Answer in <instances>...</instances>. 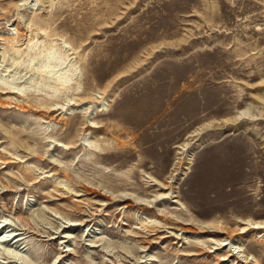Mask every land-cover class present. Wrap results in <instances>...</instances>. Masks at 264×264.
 <instances>
[{"label": "rangeland", "instance_id": "rangeland-1", "mask_svg": "<svg viewBox=\"0 0 264 264\" xmlns=\"http://www.w3.org/2000/svg\"><path fill=\"white\" fill-rule=\"evenodd\" d=\"M0 36V264H264V0H0Z\"/></svg>", "mask_w": 264, "mask_h": 264}, {"label": "bare ground", "instance_id": "bare-ground-1", "mask_svg": "<svg viewBox=\"0 0 264 264\" xmlns=\"http://www.w3.org/2000/svg\"><path fill=\"white\" fill-rule=\"evenodd\" d=\"M3 40H5V39H3L1 36H0V42L1 41H3ZM15 42V41H14ZM0 46H1V43H0ZM18 48V47H17ZM15 51H17V49L15 50ZM18 52V51H17ZM2 54H3V52H2ZM52 54V53H51ZM56 54V53H55ZM1 55V54H0ZM59 55V54H58ZM3 56V55H2ZM1 56V57H2ZM50 56V55H49ZM48 57V56H47ZM52 57H54V56H52ZM63 57V56H62ZM56 58V57H55ZM53 59L52 61H48L47 63H44V64H41L40 66H38L37 67V72L39 73V75L41 76V77H45V78H47L49 81H51V82H53L52 83V85L51 84H49L48 86V88H50L51 90H52V93H54V98H50V99H47V100H45V102H47V103H51V105L50 106H45V109L46 110H48V111H53V110H56L58 107H52L53 105L55 106V105H57L58 103H55L54 102V100H57V98H58V95H57V92H61L62 91V89H67L68 87H71L70 86V78H68L69 76L67 75V70H61V68L59 67L58 68V66H59V64H60V62L62 61H59L58 62V60H56V59ZM48 59V58H47ZM60 60V59H59ZM64 69V68H63ZM12 84V85H11ZM11 84H5V82L4 81H0V91L2 92V93H13V94H15L16 96H22V93H23V90H22V86L21 85H19V83H17V82H13V83H11ZM46 87V86H45ZM73 88V87H72ZM15 96V97H16ZM51 97V96H50ZM9 98H11V97H9L8 96V98H6V99H9ZM16 99V98H15ZM20 99V98H19ZM10 100V99H9ZM17 100V99H16ZM21 100V99H20ZM7 101V100H6ZM10 101H12V100H10ZM16 103H17V101H16ZM8 104H11L10 102L8 103ZM19 104V103H18ZM21 104V103H20ZM42 105H43V103H42ZM42 105H39V106H42ZM14 106H16V104L15 105H13V107ZM25 106V105H24ZM44 106V105H43ZM59 106V105H58ZM32 106L31 105H28V108H31ZM21 108H24L23 106L21 107ZM28 108H26V109H28ZM49 118V117H48ZM93 124V121H90V125H92ZM94 127V126H93ZM58 145H61L59 142H58ZM2 163H6V160H2ZM81 211V210H80ZM91 216V215H90ZM86 220V219H85ZM3 224H2V226H0V245H2V247H4V249L5 250H7V251H14L15 252V250H13V249H11L10 248V245L12 246V244L9 242V240H11L12 238H14V239H16V241H19V240H21L22 238H23V234H24V232L22 231V230H24V229H22V228H20V227H18V226H14V224L13 223H11L10 221H8V219L7 218H4L3 219ZM79 223H82L81 221L79 222ZM13 227H12V226ZM3 226H4V230H2L1 231V227L3 228ZM9 226H11L12 228H8V230H5V227H9ZM145 226V225H144ZM221 227V226H220ZM256 227H261V226H255V225H252L250 222H244V225L243 226H241V227H239L238 228V230L237 231H234L233 233H240V234H242V233H245L246 231H248L250 228H256ZM134 228H136V227H134ZM133 228V229H134ZM142 228V227H141ZM137 229V228H136ZM138 229H140V228H138ZM137 229V230H138ZM153 229H154V227H153ZM133 231L132 229H131V232H133V233H138L139 231ZM142 230H145V229H142ZM150 231L152 230V229H149ZM142 233V232H141ZM147 233V232H146ZM259 233H261V232H259ZM53 236H51L50 238H52ZM62 237H64V238H68L69 237V235L67 234V233H65L64 234V236H62ZM146 238V237H145ZM64 241H67V240H64ZM148 241V240H147ZM146 243V242H145ZM228 243H230V242H228ZM7 245H9V247H6ZM222 245H226V243H225V241H224V243H222ZM1 247V246H0ZM17 247H19V245L17 246ZM15 248V247H14ZM22 249V248H21ZM236 249V248H235ZM66 250H69L68 248L66 249ZM21 251V250H20ZM231 252V249H229L228 250V252H227V254L226 255H224V256H226V257H229V253ZM8 254L10 253V252H7ZM15 253H18V252H15ZM21 253V252H20ZM70 253H71V251H70ZM230 255H233V253H231ZM18 256V255H17ZM58 256H59V258H63L64 257V255H62V251H60V253L58 254Z\"/></svg>", "mask_w": 264, "mask_h": 264}]
</instances>
